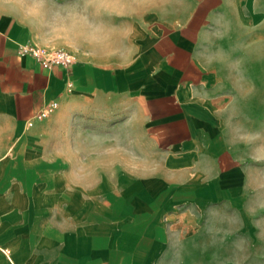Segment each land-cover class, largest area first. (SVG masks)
Returning <instances> with one entry per match:
<instances>
[{
  "label": "crops",
  "instance_id": "0c3cea01",
  "mask_svg": "<svg viewBox=\"0 0 264 264\" xmlns=\"http://www.w3.org/2000/svg\"><path fill=\"white\" fill-rule=\"evenodd\" d=\"M106 12L90 38L126 42L102 62L82 28L71 49L0 9V264H145L174 218L245 211L256 192L264 0ZM24 45L75 62L43 68Z\"/></svg>",
  "mask_w": 264,
  "mask_h": 264
},
{
  "label": "rangeland",
  "instance_id": "374dc122",
  "mask_svg": "<svg viewBox=\"0 0 264 264\" xmlns=\"http://www.w3.org/2000/svg\"><path fill=\"white\" fill-rule=\"evenodd\" d=\"M128 1L0 0V9L33 25L39 36L71 49L75 28H82L83 50L97 53L94 58L106 62L122 58L126 41L91 39L89 27L91 22L95 26L105 21L108 7L120 10ZM258 65L264 66V59ZM253 74L259 82L264 81V71ZM258 90L264 95V90ZM252 133L249 155L257 159L258 184L245 211H209L197 219L174 218L169 222L172 229L162 233L165 242L152 249L157 254L146 258L145 264H264V120L257 121Z\"/></svg>",
  "mask_w": 264,
  "mask_h": 264
},
{
  "label": "built area",
  "instance_id": "2783aa9c",
  "mask_svg": "<svg viewBox=\"0 0 264 264\" xmlns=\"http://www.w3.org/2000/svg\"><path fill=\"white\" fill-rule=\"evenodd\" d=\"M18 54L21 57L32 58L34 62L43 68L60 67L67 71H70L73 64L74 58L70 53L60 49H40L35 46L24 45L18 49ZM72 84H67V90L70 91ZM56 102H50L47 104L42 111L37 115V118H47L57 108Z\"/></svg>",
  "mask_w": 264,
  "mask_h": 264
}]
</instances>
